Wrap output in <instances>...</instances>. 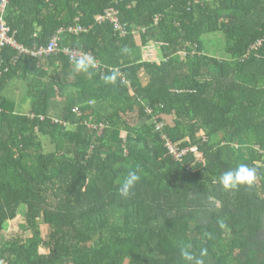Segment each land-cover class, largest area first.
I'll use <instances>...</instances> for the list:
<instances>
[{
	"label": "trees",
	"instance_id": "trees-1",
	"mask_svg": "<svg viewBox=\"0 0 264 264\" xmlns=\"http://www.w3.org/2000/svg\"><path fill=\"white\" fill-rule=\"evenodd\" d=\"M4 18L31 50L60 40L2 48L0 264H264V0H8ZM241 164L254 181L225 189Z\"/></svg>",
	"mask_w": 264,
	"mask_h": 264
},
{
	"label": "built area",
	"instance_id": "built-area-1",
	"mask_svg": "<svg viewBox=\"0 0 264 264\" xmlns=\"http://www.w3.org/2000/svg\"><path fill=\"white\" fill-rule=\"evenodd\" d=\"M7 5H8V0L0 1V76L3 74V72L8 70V67H5V68L3 67V63H4L3 58H2V48L3 47L11 46L15 48L16 50H18L19 54H30L33 57H41V56H46V55L55 53L57 49L59 48V40H60L59 35L56 34L51 39L50 43L47 46H43L36 50H31L23 46L16 40L15 32L12 31L8 22L4 18ZM107 20H110L112 23L115 24L116 28L118 29V31H120L121 35H125L127 33V29L119 23L118 12L114 8H109L108 10H106V12L103 15L98 16V21H107ZM90 29H91L90 27L87 28L82 25H77V26H71L69 28V31L70 32H81V31H89ZM66 52L71 54L72 56H78L81 60L83 59V56L81 55V53L76 50L67 49ZM18 58L19 56H16L14 60L16 61V59ZM88 59L92 62L97 63V61L91 57H88ZM74 111L80 113L79 107L78 106L75 107ZM92 126L95 127L94 125ZM168 146H169L170 152L177 158H181L188 151V148L180 149L177 146L172 145L171 143ZM195 149L196 148H193L192 150H195Z\"/></svg>",
	"mask_w": 264,
	"mask_h": 264
},
{
	"label": "clouds",
	"instance_id": "clouds-1",
	"mask_svg": "<svg viewBox=\"0 0 264 264\" xmlns=\"http://www.w3.org/2000/svg\"><path fill=\"white\" fill-rule=\"evenodd\" d=\"M151 50V52H150ZM146 54L148 60H153L155 50L152 45L146 48ZM78 68H85L86 64L84 60H80L77 64ZM109 79H114L109 78ZM139 179L135 172H130L124 180L122 186L119 188V193L122 197H128L130 195L131 188L135 185ZM255 179V169L249 168L246 165L241 164L235 170H230L222 174L220 177V183L225 189H235L239 185L248 184L251 185ZM190 247V246H189ZM206 250H201L200 255L204 256ZM182 257L189 262V264H203V261L195 257L187 248L181 249Z\"/></svg>",
	"mask_w": 264,
	"mask_h": 264
},
{
	"label": "rangeland",
	"instance_id": "rangeland-1",
	"mask_svg": "<svg viewBox=\"0 0 264 264\" xmlns=\"http://www.w3.org/2000/svg\"><path fill=\"white\" fill-rule=\"evenodd\" d=\"M204 48L206 49V51H210L213 53H217L220 56H224L223 55L225 54L224 38L222 37L221 39V36L219 33L206 35L204 37ZM16 78L18 79H14L15 81L12 82L15 85V87H10L9 89L6 88L5 92L7 96L16 100L14 102H17V101L21 102L22 97L26 96V91H27L26 82L24 81V79L20 77H16ZM17 83L20 84L19 87H16ZM25 102L31 103L30 99L28 98L25 99ZM28 109L29 108L22 109V110L27 111ZM41 118L43 119L44 117L42 116ZM56 122H58V120H56ZM240 146H241V149H240L241 154H243L244 156H248L247 155V153L249 152L248 147L245 146L244 144H240ZM13 222L14 223H12L10 227H8L11 230L18 229L19 225L23 224L25 221L23 220V218H18Z\"/></svg>",
	"mask_w": 264,
	"mask_h": 264
},
{
	"label": "crops",
	"instance_id": "crops-1",
	"mask_svg": "<svg viewBox=\"0 0 264 264\" xmlns=\"http://www.w3.org/2000/svg\"><path fill=\"white\" fill-rule=\"evenodd\" d=\"M15 79H18V78H15ZM15 80H13V81H11V83H10V85H8L6 88H10V87H15V85L12 83V82H14ZM20 86V84L19 83H17L16 84V87H19ZM5 94H6V92H5ZM26 96H27V91H26ZM25 97V96H24ZM18 102V104H20L21 102H22V100H21V102H19V101H17ZM28 104H30V103H28ZM30 106V105H29ZM28 106V107H29Z\"/></svg>",
	"mask_w": 264,
	"mask_h": 264
}]
</instances>
